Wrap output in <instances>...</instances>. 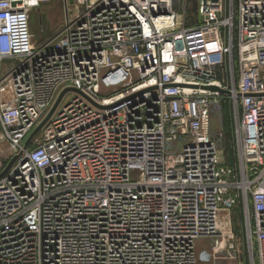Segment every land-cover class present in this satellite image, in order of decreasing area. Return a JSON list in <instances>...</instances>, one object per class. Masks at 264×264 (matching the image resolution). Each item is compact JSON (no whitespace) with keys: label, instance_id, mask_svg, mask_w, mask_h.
<instances>
[{"label":"built area","instance_id":"2783aa9c","mask_svg":"<svg viewBox=\"0 0 264 264\" xmlns=\"http://www.w3.org/2000/svg\"><path fill=\"white\" fill-rule=\"evenodd\" d=\"M49 1L0 0V264H244L238 219L264 264V0H63L35 44Z\"/></svg>","mask_w":264,"mask_h":264},{"label":"rangeland","instance_id":"374dc122","mask_svg":"<svg viewBox=\"0 0 264 264\" xmlns=\"http://www.w3.org/2000/svg\"><path fill=\"white\" fill-rule=\"evenodd\" d=\"M182 2L183 0H179ZM201 0H188V5L186 9V27H192L200 22V17L197 14V8ZM74 5L68 4V15L71 17L73 15ZM65 23V8L63 0H50L48 3L40 6L31 12L30 17V27L33 37V42L39 44L42 41L49 39L50 37L56 35L63 24ZM66 100V98H65ZM31 134V133H30ZM29 134V135H30ZM12 152L9 149V145L4 137L0 126V165L6 166L11 160ZM226 161L228 163L232 162V158L227 157ZM232 164V163H231ZM237 229L239 233V239L242 238V227L239 219L237 220ZM243 243V242H242ZM210 243L201 240L196 244V253L201 251L209 250ZM213 263V262H212ZM210 263V264H212Z\"/></svg>","mask_w":264,"mask_h":264},{"label":"water","instance_id":"95a60500","mask_svg":"<svg viewBox=\"0 0 264 264\" xmlns=\"http://www.w3.org/2000/svg\"><path fill=\"white\" fill-rule=\"evenodd\" d=\"M71 1V0H70ZM219 0H210V2L212 3H217ZM206 0H203V3H205ZM214 90V89H213ZM70 91L69 89L63 91L57 101L55 102L53 108L51 109V111L48 113V115L45 117V119L36 127V129L30 134V136L28 137V139L25 142V147H28L29 144L31 143L32 139L37 136L40 131L42 130V128L45 126V124L49 121V119L51 118V116L54 114V112L56 111V109L58 108L64 94ZM72 91V90H71ZM17 160V157H14L7 165V167L5 168V170L0 174V178L3 177L7 171L11 168V166L13 165V163ZM242 242H243V259H244V264H249L248 263V255H247V248H246V243H245V232L244 229L242 227ZM232 248V247H230Z\"/></svg>","mask_w":264,"mask_h":264},{"label":"trees","instance_id":"16d2710c","mask_svg":"<svg viewBox=\"0 0 264 264\" xmlns=\"http://www.w3.org/2000/svg\"><path fill=\"white\" fill-rule=\"evenodd\" d=\"M230 134H231V130H230V125H229V120H228V117H226V131H225L226 141H225V145H226V151L228 153V156L230 158H232V154H231L230 148H229Z\"/></svg>","mask_w":264,"mask_h":264}]
</instances>
